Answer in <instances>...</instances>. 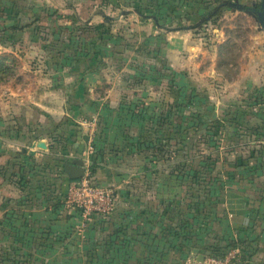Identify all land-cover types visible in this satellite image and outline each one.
<instances>
[{
  "label": "crops",
  "instance_id": "obj_1",
  "mask_svg": "<svg viewBox=\"0 0 264 264\" xmlns=\"http://www.w3.org/2000/svg\"><path fill=\"white\" fill-rule=\"evenodd\" d=\"M203 1L202 6L196 9L198 13L196 21L209 12L213 7L212 2H218L222 5L221 8L225 6L229 8L224 16L242 12L254 19L255 30L251 36L252 43L244 51V57L236 64L239 68L237 77L236 79L222 77V83L225 92L236 91L239 95L235 99L237 105H241L242 109L252 108L253 124L258 127V133L240 134V142L242 145L252 143L255 149L260 147L264 149L262 139L264 138V6H262V0ZM88 19L93 20L90 17ZM153 20L155 31L158 33L159 25ZM180 27L183 28L179 26L176 29ZM186 27L187 31H190L191 25L188 24ZM35 29L36 26L33 24L15 31L8 28L6 31L12 33L14 39L7 43L0 41V55L11 51L20 57L19 54L22 53L18 48L19 44L22 47L26 46L28 50L25 51L27 53L22 66L21 62L19 63L17 74L0 83V224L4 220L7 208L15 209L19 216H25L26 225L22 226V230H28V232L20 233L27 242V244L25 242L26 247L21 251L23 263L48 264V227H51L53 231L50 239L58 231L64 232L66 228L69 229L68 235L76 234L80 241L78 244L80 256L83 246H89L91 240L97 242L99 250L96 249V251L107 250L109 264H190L189 252L194 253L197 250L196 243L193 244L196 228L181 232L182 223L193 224L197 219L191 218V208L187 205L184 206V211L190 212L184 213L185 215L181 217L183 199L181 200L177 193L182 188L175 179L176 176L180 179L181 175H175V171L166 175L157 167L148 170L142 163L139 166L135 165V169L126 168L119 163L123 158H130L136 162L150 160L144 158L143 152L133 153L131 149L127 150L129 153L127 154L124 151L122 153L121 149L128 140L130 142L133 140H130L128 135V133L133 135V128H147L150 123L159 122L155 120L158 113L152 114L153 120L151 118L147 120L145 113H148V107L136 105L138 98L141 100L145 98L147 89L144 85L148 81L142 79L138 85L137 81H133V79L136 80L133 72L127 75V78L123 80L124 83L113 76L114 81L121 84L117 85L115 90H109V86L108 90L103 92L100 90V83L109 75L108 72L112 75L114 69L109 67L106 72H103L104 62L92 56L78 57L74 61L57 57V60L53 61L49 56L50 50L47 55V52L42 51L46 48L41 49L38 46L40 38L32 36ZM212 29L221 35L217 37L218 39L216 38L218 47L232 40L225 29L214 26ZM181 39L184 41L178 43L179 51L187 46L186 39L188 43L194 41L190 35L182 36ZM32 48L39 50L34 52V59L30 60ZM218 53V48L211 52L214 61ZM81 60L84 61V66L78 67L80 64L78 62ZM216 67L213 62L210 73L217 74ZM113 77H111L112 80ZM128 89H131V92L127 96L133 95L130 104L123 103V100L127 99L123 94H127ZM116 90L124 91L121 97H114ZM84 118H88L85 121L89 120L87 124L91 125V132L86 131V125L79 121ZM85 135L86 138H84ZM243 135L248 136L243 138ZM60 138L67 144L58 149L63 145L58 141ZM40 140L44 141L45 148L37 146ZM92 141L95 145L93 160L96 179L101 184L114 186L119 197L111 215L102 219L92 215V222L81 227L80 215L71 209L63 206L52 212L48 197L59 193V183L63 187L64 183L68 184L65 162L75 158L74 154L85 152L87 143ZM52 143L57 145L55 153L58 150L60 154H64L65 157L69 155L70 158L68 160L63 158L61 166L57 164L60 159L56 160L54 165L56 173L50 177L46 164H41L42 160L40 161L38 156L41 155L43 160L47 161V151ZM53 156L55 157V154ZM10 173L15 175L8 179ZM245 173L244 168L237 171L236 184L225 190V225H232L229 230L231 238L240 235L254 237L257 250L253 256L254 259H250V263L247 264H264V213L260 214V210H264V188L254 183H258L257 179L264 178V170L257 167L252 172ZM250 174H253L252 178L249 177ZM56 175L60 178H55ZM20 177L25 178V181L22 180L25 182L22 187H18L15 182ZM4 193H8L12 198L8 197L7 201ZM150 194L153 195L150 196ZM255 194L258 196L255 197ZM48 215H51L52 222L50 220L48 222ZM194 215L196 213L192 214ZM60 219H65L63 221L65 225L73 224L74 228L62 226ZM226 228L228 230L229 226ZM10 238L14 240L13 237L0 232V247L7 246ZM20 238L22 239L21 236ZM63 238L55 237L54 239L63 240ZM105 242H108L107 247ZM38 243L41 245L39 246ZM41 247L43 250L39 249ZM244 258L242 256L237 264H245L242 261Z\"/></svg>",
  "mask_w": 264,
  "mask_h": 264
},
{
  "label": "rangeland",
  "instance_id": "obj_2",
  "mask_svg": "<svg viewBox=\"0 0 264 264\" xmlns=\"http://www.w3.org/2000/svg\"><path fill=\"white\" fill-rule=\"evenodd\" d=\"M207 1L209 2L210 0ZM203 2V0H0V35L8 42L7 39L9 37L11 39L12 35L7 36L6 33L4 34L2 32L3 28L15 27L19 29L20 27L33 24L38 26V35L36 36L45 38L39 41L38 46L41 49L46 48L42 49V51L43 53L47 52V55L48 50H50L49 56L53 61L57 60V57L73 61L78 57L88 58L92 56L100 58L104 62V65H102L103 72H106L109 67L114 69L112 75L108 72L109 75L105 77L106 81L103 80L100 83V90L103 92L108 90L109 86V90H115L116 86L121 84V82L114 81V77L124 83L123 80L132 72L136 78L133 81H137L138 85L142 79L148 81L146 84L144 83V88L147 89L146 95H144L145 98L142 100L138 98L136 105L137 107L141 105L148 107V113H145L147 120L152 119L154 112L158 113L155 120L159 122L150 123L147 128H133V135L129 133L128 135L130 140H135L141 130V132H146L148 137L150 136L148 138L150 139L149 142L153 141L154 144L143 146L141 151L144 154V158L146 157L150 160L136 162V160H131L130 158H123L119 163L130 169H135V165L139 166L142 163L147 166L148 170L157 167L166 175H170L173 171H175V175L180 174V179L177 176L175 179L176 183L179 182L182 188L177 193L179 198L183 199L181 217L184 213L190 212L188 210L184 211L185 205L190 201L194 204L199 202L198 196L200 197L199 199H202L203 202L196 204V207L199 210L204 204L206 206V215L205 217L203 215L198 216L197 221L200 223L196 225L193 223L195 225L194 228L197 229H194L195 242L193 243H196L197 251L194 253L189 252L190 264H208V259L212 257L215 250L218 249L217 252L223 250L228 243H230L228 245L229 249L233 248V246H238L245 250L246 255L244 256V252L242 256L245 258L242 261L247 264L248 262L250 263V259H254L253 256H255L257 250L255 238L248 235H240L229 239L231 237L229 230L232 225H225L226 219L224 215L226 208L224 202L226 198L225 190L227 191L236 184L237 171L243 170V168L246 170V167L249 166L245 174L249 172L248 168L251 167L250 165L244 166L246 165L244 164L242 165L243 168H239L241 165L236 167L240 163L239 159L237 163L236 157L241 155L244 159H247L251 145H242L240 137L234 136L232 133L234 130L228 120L233 115H235V118L239 115L234 104L235 99L239 95H237L236 91L230 93L224 91L222 77L236 79L239 70L236 64L244 57V51L252 43L251 36L255 30L254 19L242 12L229 13V15L224 16L226 14L225 11L229 10L225 6L224 8L220 7V12L213 19H206L198 23L204 16L196 21L198 18L196 9L200 8ZM211 4H213L212 8L219 5L218 2H212ZM123 10L126 12L129 10L130 13L123 14L121 13ZM99 12L106 13L111 19L107 20L102 15L99 17L94 16L99 14ZM142 15L155 16L156 19L153 20L151 17L143 18L141 17ZM89 17L93 20L88 19ZM152 20L159 25L158 33L155 31L156 27ZM188 24L191 25L190 31H187L186 26ZM179 26H183V28L180 27L177 30L176 28ZM212 26L225 29L226 33L229 34L230 40L232 39L230 43L218 47L216 38L221 37V35L218 31L213 30ZM189 35L194 41L188 43V39H186L187 46L182 51H179L180 49L177 48V45L184 41V39H181L182 36L188 37ZM32 36L36 37L35 35ZM84 41L87 42L85 43ZM19 45L20 47L18 48L21 50L20 53H22L19 54L20 57L11 51H6L2 54L4 61L10 64L12 69L5 80L0 83L17 74L20 62L22 66L23 59L27 53L25 51L28 50L26 46L22 47L21 44ZM215 48H218L220 54L218 53L214 61L211 52L215 51ZM37 50L39 49H30V60L34 59V52ZM213 62L217 66L215 68L217 74L210 73ZM78 63H80L78 67L84 66L83 60ZM111 77H113V80ZM126 91L127 94L123 95L127 99L123 100V103L130 104L133 95L127 96L130 95L131 89ZM122 93H124L123 90H116L114 97H121ZM168 110L174 111L173 117L172 114H168ZM211 111L213 112L211 113ZM242 111L244 116L241 119L251 118L249 120L253 124L252 108H244ZM181 113L188 115L182 125H189V128L181 130L180 134L177 127L178 119L176 114ZM213 116L224 119L221 123L225 125V131L221 130V128L219 129V138H215V134L212 133L206 136L208 129L205 128L208 125H206L205 121L209 117L214 118ZM86 119H80L79 121L86 125V131L91 132V125L87 124L89 120L85 121ZM122 121H124V116H122ZM251 123L249 124L251 125ZM136 124L134 125L136 126ZM192 124L193 127H190ZM244 128L245 125L241 128V134L248 132ZM247 136L243 135V138ZM139 139L140 137L135 141L138 142ZM180 140L182 142H179ZM58 141L63 144L58 149L67 144L61 138ZM93 142L87 143L85 152L74 154V156H80L84 159L86 167L84 178L89 179L92 185L111 187L115 191L114 186L99 183L95 173H92L95 162L94 160L90 161L89 157L93 151ZM131 142L128 140L121 148L122 153L131 149L133 153L137 152L130 144ZM147 142L148 140L145 138L144 143ZM156 144L160 148L154 150ZM138 145L136 144V147ZM50 146L47 151V161H44L41 155L38 157L40 161L42 160L41 164H46L48 173L51 174L48 175L52 177V174L56 173L54 172L56 170L54 167L56 165L55 161L60 159L57 164L61 166L63 158L68 160L70 156L65 157L58 150L55 153L57 145L52 143ZM214 149L215 151L213 152ZM228 150L232 154H229L227 161L224 156H226L225 152ZM54 154L55 157L53 156ZM127 154L129 153L127 152ZM215 161L217 162L216 164H214ZM248 162L249 164L253 163L251 160ZM212 166L213 169L211 170ZM225 172L230 173L229 180ZM189 174H196L198 180L195 183L197 184L196 186L190 183ZM250 175L249 177L252 178ZM232 176L234 177L230 178ZM54 177L60 178L58 175ZM262 178L257 179L258 183L254 182L260 188H264V178L261 181ZM224 181H226V184H221ZM68 185L64 183L63 187L59 183V192H61L60 194L64 193L65 198L69 195L73 198L75 196L74 192L69 194ZM188 185L191 187L188 188ZM115 194L117 203L119 196L116 192ZM153 194L155 195V193ZM153 194H150V196ZM4 196L7 201L8 197L9 199L12 198L8 193H4ZM80 196L83 200L87 199L84 194ZM257 196L255 194V197ZM77 203H67L65 201L63 206L80 215L82 220L81 227H84V225L92 222V215H87L86 217L89 218L86 219L83 215V208L80 209ZM197 209H191V216L196 213ZM260 211V214L264 213V210ZM49 220H52L51 215H48V222ZM60 220L61 224H63L65 219ZM205 222L208 223V228L203 226ZM62 226L74 228L73 224H63ZM227 226H229L228 230ZM68 230L66 228L64 232L58 231V233L54 234L55 236L53 235L51 239H48V242L53 244V247L48 249V264H85V259L78 255L80 251V245L78 244L80 241L76 234L68 235ZM184 231H190V227L187 226ZM55 237L64 238L63 240H58L54 239ZM235 238H241L243 240L241 241L242 243H237ZM38 244L39 246L41 245L40 243ZM39 249H42V247ZM96 252V256L89 259L92 264H109L107 250ZM197 253L204 254L203 262L197 261ZM237 256L238 259L242 258L239 255V250ZM7 259H9V264H11V258ZM37 261H39V258H37ZM3 264L6 263L3 262Z\"/></svg>",
  "mask_w": 264,
  "mask_h": 264
},
{
  "label": "trees",
  "instance_id": "obj_3",
  "mask_svg": "<svg viewBox=\"0 0 264 264\" xmlns=\"http://www.w3.org/2000/svg\"><path fill=\"white\" fill-rule=\"evenodd\" d=\"M221 6L222 5L219 4L218 6H216L214 8H211L209 10V12L204 17H202L201 20L198 23H201V22H203V21H205L206 19H209V18L211 19V17L213 19L217 15V12L219 11V9H220ZM127 11L128 12H126V11L123 10V11H121V13L127 14V13H129V10H127ZM99 14L102 15L107 20L111 19V17L109 15H107L106 13H104V12H99ZM141 17H143V18H145V17H151L154 20L156 19L155 16H151V15H145V16L142 15ZM23 27H25V26H23ZM23 27H20L19 29H23ZM8 28H11L14 31L16 30V28L15 27H7V28H3L2 29V32L4 34L6 33L7 36H11L12 35V38H13L14 37L13 34H11L9 32H5ZM37 28H38V26H36V29H35L36 31L34 32V35L35 36L38 35L37 34L38 33L37 32ZM38 38H40V40L41 39L43 40L44 37L38 36ZM11 39L9 37V39H7L8 42ZM97 40H99V38H97ZM0 41L2 43H5L6 42V39L5 38H2L1 35H0ZM10 42H12V40ZM84 42L86 43L87 41H84ZM11 69H12V66L4 61L3 55H0V82H2L3 80H5V78L8 76L9 72L11 71ZM234 104L237 105L236 102ZM240 106L241 105H239V104L236 106V111H237V113L239 115L236 118H235V115H233L232 118H230L228 120L229 124L232 126V129L234 130L232 132L233 135L234 136H240V134H241L240 133L241 132V128L243 127V125H245V128L244 129H247L248 130V132H243V133H247V134H249V133L252 134L253 132L254 133L255 132L258 133V130H257L258 127H255L254 124H252L251 121L249 120L251 118H249V119H246L245 118V120L241 119L244 116L243 111H242L244 109H242ZM167 112H168V114H172V117L174 116V112H172L171 110H168ZM212 112L213 111H211V113ZM133 116L134 115H132V117ZM187 116L188 115H185L183 113L176 114V117L178 119V121H177L178 122L177 127L179 128L180 134H181V130H183L185 128H189V125H185V126L182 125V123L185 122V120L187 119ZM223 120H224L223 118H220L218 116H216L214 118H210L209 117L208 120L205 121L206 122V125H208L207 128H205V129H208V133L206 134V136H209L212 133V134H215V138H219L220 137V135H219V129L221 128V130H224L225 131V125L223 123H221V122H223ZM248 122L251 123V125ZM190 127H193V124L190 125ZM138 137H140V139H139L138 142H136L135 140ZM145 138L148 140L147 143H144ZM148 138H150V136L148 137L147 134H146V132H141V130H140V133L135 137V140L133 139L132 142H131L132 143V147L134 148V150H136L137 152H141L143 146H145V145L147 146L148 144L153 145L154 142L153 141L149 142L150 139H148ZM262 139L264 140V138H262ZM179 142H182V141L180 140ZM143 143H144V145H143ZM136 144H139L138 147H136ZM246 145L247 146H250L251 145V148H250V150L248 152L247 159H244L241 155H238L236 157V161L238 163V161H239L238 159H240V163H238L236 165V167L239 166V165H244V164H246L244 166L250 165L248 161L251 160V161H253V163H252L253 165L251 164L250 165L251 167L248 168V171L249 172H252L254 170V168H257V167L263 170V168H264V149H262L261 147L259 149H255L252 146V143L246 144ZM92 147H93V150H94L95 149V145L93 144ZM158 148H160V146H158V144H156V146H154V150H156ZM214 151H215V149L213 150V152ZM93 153L94 152L92 151L91 154H90L91 155L89 157V160L90 161H93ZM229 154H232V152L229 151V150L227 152H225V155L226 156H224V158H226L227 161L229 159ZM244 160H246V161H244ZM216 163L217 162L215 161L214 164H216ZM262 166H263V168H262ZM247 167H249V166H247ZM247 167H246V171H247ZM210 169L212 170L213 169V166ZM93 172H94V169H93L92 173ZM225 174L228 176V180H229V174L230 173L229 172L228 173L225 172ZM12 175H15V173H10L9 176H8V179ZM250 176L252 177L253 174H251ZM189 177H190V183L192 185L196 186L197 184H195V183L198 182L197 177H196V174L195 175L194 174L193 175L192 174H189ZM233 177L234 176H232L230 178H233ZM191 178H192V182H191ZM22 180L25 181V178L20 177V178H18L15 181L18 184V187L24 186V183L25 182H22ZM69 182H70V179L68 181V184H69ZM54 184H55V181L53 182V186H54ZM221 184H224L225 185L226 184V181H224ZM188 186H190V185H188ZM54 190H55V188H54ZM222 192H223V190H222ZM60 193L61 192H59L57 194H54L52 197H48V201L50 203L49 204V207L51 208V211L52 212L57 211L58 209H60L61 207H63V205L65 204V201H66L65 194L64 193L63 194H60ZM199 198L200 197L198 196V198H197L198 201L200 203L203 202L202 199H199ZM191 202L192 201H190L187 204V207L188 208H191L192 210L197 209L196 204H198L199 202H195V204L194 203H191ZM5 214L6 215L4 217V220L0 224V232L1 233H5L6 235H8L10 237H13L14 240H12L10 238L11 240H9V242H7V244H8L7 246H5L4 248L0 247V264H3V262L6 263V264H9L10 261L7 258H11V264H24L23 263L24 262V259L21 258V256H22L21 251H22V248H25L26 247L25 246V242L26 241L23 239L24 236L20 235V233L23 232V234H24V232H28V230L27 231L22 230V226H25L26 225V222H25V219L26 218H25L24 215L19 216V214H17V212L15 211V209H12V208L7 209V211H6ZM200 215H203L204 217L206 215V206L204 204H202V206L200 207L199 210L197 209L196 215L191 216V218H194L195 219V217H196V219H197L198 216H200ZM94 216L96 218L101 217V219L108 217V215L103 216V215H100V214H95ZM17 222H19V223H17ZM198 223H199L198 221L195 222V224H198ZM189 225H191L190 228H194V226H193L192 223L191 224L190 223L189 224L187 223V224H184L182 226V231L181 232H183L186 229L187 226L189 227ZM204 227L205 228H208L209 227L208 226V223L205 222L204 223ZM48 231H49L48 232V239H49V237H50V235H51V233H52L53 230H52L51 227H48ZM192 231L193 230H191V232ZM20 236L22 237V239L20 238ZM229 239H231V237ZM235 241L237 243L238 242L239 243H242L241 241H243V240L242 239H236L235 238ZM107 243L108 242H105V247H107ZM26 244H27V242H26ZM229 244L230 243H228L227 246L224 247V249L221 250V251H218L217 252L218 249L215 250V252L212 254V257L219 258V259L220 258H223L225 256V254L229 250V248H228V245ZM51 247H53V244L48 242V249H50ZM233 248H238L239 255H241V256L245 252V250L242 247L233 246ZM96 249H97V242H94L93 240H91L89 242V246H87V245H85V247L83 246L81 256H82V258L85 259V264H92V262H90L91 260H89V259L90 258L92 259L93 257L96 256V254H97ZM245 255H246V252H245L244 256ZM237 257L232 261L231 264H237L238 263V261H239L240 258L238 259ZM5 259H6V261H5Z\"/></svg>",
  "mask_w": 264,
  "mask_h": 264
},
{
  "label": "built area",
  "instance_id": "obj_4",
  "mask_svg": "<svg viewBox=\"0 0 264 264\" xmlns=\"http://www.w3.org/2000/svg\"><path fill=\"white\" fill-rule=\"evenodd\" d=\"M91 147V146H88ZM86 170V167H85ZM85 174V173H84ZM69 194L74 192V197L67 196L66 202H79L77 203L80 209L83 208V215L100 214L103 216L111 214L116 206V194L111 187H98L92 185L89 179L83 177L79 179L70 180L68 185ZM84 194L87 199L83 200L80 196ZM83 203V204H82ZM88 211V212H87ZM87 213V214H85ZM89 217H86L88 219ZM238 248H231L223 258L211 257L208 259V264H231L237 257Z\"/></svg>",
  "mask_w": 264,
  "mask_h": 264
},
{
  "label": "water",
  "instance_id": "obj_5",
  "mask_svg": "<svg viewBox=\"0 0 264 264\" xmlns=\"http://www.w3.org/2000/svg\"><path fill=\"white\" fill-rule=\"evenodd\" d=\"M262 6H264V0H262ZM86 137L87 136L85 135L84 138H86ZM37 146L45 148L46 145H45L44 141L40 140L37 142ZM23 150H25V149H23ZM64 167H65L67 177L70 180L79 179V178L83 177V175L85 173V162H84V159L80 156L75 157L68 162H65ZM196 251L197 250H195V252ZM196 259L199 262H203L204 261V254L197 253Z\"/></svg>",
  "mask_w": 264,
  "mask_h": 264
}]
</instances>
